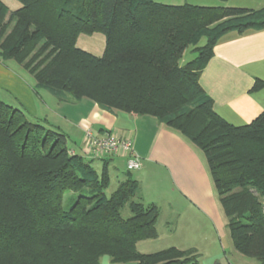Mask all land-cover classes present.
<instances>
[{
  "label": "trees",
  "instance_id": "trees-1",
  "mask_svg": "<svg viewBox=\"0 0 264 264\" xmlns=\"http://www.w3.org/2000/svg\"><path fill=\"white\" fill-rule=\"evenodd\" d=\"M16 1L14 11L0 1L1 60L61 102L149 115L185 137L205 157L233 249L264 264V113L232 126L199 85L219 38L264 29V7ZM81 34L104 36L101 57L77 48ZM189 47L195 56L181 67ZM261 89L255 80L251 92ZM96 158L99 172L67 134L0 101V264H199L193 250L137 251L157 238L158 209L133 202L139 186L129 176L108 195L107 157ZM127 203L131 216L122 218Z\"/></svg>",
  "mask_w": 264,
  "mask_h": 264
},
{
  "label": "crops",
  "instance_id": "crops-1",
  "mask_svg": "<svg viewBox=\"0 0 264 264\" xmlns=\"http://www.w3.org/2000/svg\"><path fill=\"white\" fill-rule=\"evenodd\" d=\"M153 1L170 6L187 4L199 7H235L233 0ZM248 4L251 6L246 9L260 10L264 7V0H249ZM187 50L192 52L193 48L189 47ZM103 51L104 48L99 56ZM190 51L187 60L183 64L179 63L181 67L193 59L194 54ZM255 80L264 82V29H248L243 33L229 32L219 38L212 59L199 77V85L213 101L214 113L228 124L240 127L250 124L264 113V89L251 92ZM0 101L22 111L32 122L46 121L57 127L69 136L73 152H85L90 159L93 156L85 150L83 142L87 130L99 137L113 135L130 142L141 167L137 171L128 172V154L123 151L105 158L109 187L113 182L111 177L115 182L113 190L108 188L107 194H112L128 176L136 181L139 190L133 202L146 206L153 204L159 208L160 214L155 226L157 238L161 227L170 241L167 247L181 251L193 250L198 254L216 251L207 264H213L216 260L219 264H260L235 251L230 257L225 252L221 254L219 246L223 249L228 247L227 221L218 202L205 157L185 137L155 117L105 110L87 99L76 103L61 102L53 93L38 86L14 61H3L1 58ZM51 114L54 121L49 119ZM90 159L87 160L99 172L103 160ZM167 209L170 211L167 212ZM184 217L186 220L191 217L196 222L200 220L204 227H208L200 242L196 239L190 241L187 238L190 234L188 232L179 233V222Z\"/></svg>",
  "mask_w": 264,
  "mask_h": 264
},
{
  "label": "rangeland",
  "instance_id": "rangeland-1",
  "mask_svg": "<svg viewBox=\"0 0 264 264\" xmlns=\"http://www.w3.org/2000/svg\"><path fill=\"white\" fill-rule=\"evenodd\" d=\"M8 9L14 11V10H18L21 5L19 4L18 1L16 0H0ZM233 5L235 6L234 8H250L251 4H248L249 0H233ZM239 6H244V7H239ZM256 6V5H253ZM203 44H205V39L203 38L200 42V44L197 46H202ZM77 48L93 54L94 56H99L102 53V50L104 48L105 45V39L104 36L102 34H93V35H84L81 34L78 37V41H77ZM190 50H187L186 52H184L182 59L180 60V63L183 64L188 57V53ZM191 52V51H190ZM192 53V52H191ZM194 54V53H193ZM195 56V55H194ZM193 56V58H194ZM101 57V56H99ZM50 106V105H49ZM51 107V106H50ZM49 119L51 121H54V116L53 114H51L49 116ZM99 170V169H98ZM115 175V174H114ZM113 179V182L111 184V186L109 187V189L112 191L114 186H115V182H114V178L111 177V180ZM108 190V189H107ZM107 193V192H106ZM131 202V201H130ZM127 205L128 203L121 209L120 214L122 218H128L130 215L129 210H127ZM157 207V206H156ZM158 212L160 214V210L157 207ZM170 210L167 209V212H169ZM187 216V214H185ZM159 216V215H158ZM199 218V217H198ZM162 222V220H161ZM180 225V229H179V233H183V234H188V239L190 241H194L195 239L200 242L203 239V232L208 230V227H204L202 221L198 220L197 222L194 221V219H192L191 217H184L183 220H181L179 222ZM159 237L153 240H144L141 242H138L137 244V251L141 254H152V253H156L162 250H165L169 247V240L167 239L168 236L164 235V233L162 232L161 227H159ZM196 234V232H198ZM182 234V235H183ZM227 234L228 237L226 238V241L228 243V247L227 248H222L221 245L219 246V251H221V254L223 252H225L226 256L230 257V254L232 252H234L235 250L232 247L231 241H230V234H229V230L227 229ZM179 238H177L178 240ZM180 241V239H179ZM216 251H208V252H202L201 257L199 258L200 260V264H207V261L211 258V256L213 254H215ZM198 254V253H197ZM199 254V256H200ZM101 263L103 264H107L109 262V258L104 257L100 259Z\"/></svg>",
  "mask_w": 264,
  "mask_h": 264
},
{
  "label": "built area",
  "instance_id": "built-area-1",
  "mask_svg": "<svg viewBox=\"0 0 264 264\" xmlns=\"http://www.w3.org/2000/svg\"><path fill=\"white\" fill-rule=\"evenodd\" d=\"M83 142L85 150L94 157H110L116 155L119 151L128 154L126 161V170L134 172L140 169V161L133 153L132 144L127 141L120 140L113 135L96 136L87 130L84 134ZM264 207V198H260Z\"/></svg>",
  "mask_w": 264,
  "mask_h": 264
},
{
  "label": "water",
  "instance_id": "water-1",
  "mask_svg": "<svg viewBox=\"0 0 264 264\" xmlns=\"http://www.w3.org/2000/svg\"><path fill=\"white\" fill-rule=\"evenodd\" d=\"M213 264H219V261L218 260H216V261H214V263Z\"/></svg>",
  "mask_w": 264,
  "mask_h": 264
}]
</instances>
